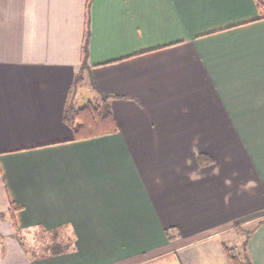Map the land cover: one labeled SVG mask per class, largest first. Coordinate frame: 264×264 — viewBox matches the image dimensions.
<instances>
[{"label":"crops","instance_id":"crops-1","mask_svg":"<svg viewBox=\"0 0 264 264\" xmlns=\"http://www.w3.org/2000/svg\"><path fill=\"white\" fill-rule=\"evenodd\" d=\"M102 96L118 131L74 139ZM0 223V264H264L256 0H0ZM39 226L74 249L6 240Z\"/></svg>","mask_w":264,"mask_h":264},{"label":"trees","instance_id":"trees-1","mask_svg":"<svg viewBox=\"0 0 264 264\" xmlns=\"http://www.w3.org/2000/svg\"><path fill=\"white\" fill-rule=\"evenodd\" d=\"M256 6L259 13L264 15V2L262 0H256ZM82 53L83 58L88 53L87 31H85ZM83 68L84 62L81 63L79 75L74 78L75 82L81 80ZM64 118L73 128L74 139H87L118 131V125L110 112L108 98L106 96H102L92 102H87L83 107L77 110L67 111ZM202 156L204 157L205 155H201L200 157ZM19 208L20 206H10L9 214L12 215ZM36 230L39 232L44 242L41 241L40 244L34 247L39 250L38 252L34 251V253L31 254L32 257L61 255L74 249L75 239L72 234L65 231V226H59L51 230H45L42 226H39ZM166 235L168 238L171 237L167 232ZM247 235L246 237H249V234ZM244 245H246V243H244ZM224 249L233 264H251L248 258L241 261L232 247L224 244Z\"/></svg>","mask_w":264,"mask_h":264},{"label":"rangeland","instance_id":"rangeland-1","mask_svg":"<svg viewBox=\"0 0 264 264\" xmlns=\"http://www.w3.org/2000/svg\"><path fill=\"white\" fill-rule=\"evenodd\" d=\"M86 94H85V99H86ZM0 225H2L0 223ZM8 226H12V222L7 218L5 220V224L4 226H1L4 228L5 232H7ZM19 236V237H18ZM8 238H6L7 242H10L11 240H16L18 241L22 246L23 252L25 254H27L29 257H31V254L34 253V251L38 252L39 249L34 248L35 246H37L38 244H40L41 241H43V239H41V235L39 234V232L37 230H33V231H27V230H22L19 234L17 235H8ZM1 240H3V238H1ZM44 242V241H43ZM24 244V247H23ZM231 246L233 247V251L236 253V255L238 256V258L241 261H244V257L242 255V250L241 247L239 246V248L237 246H234V244ZM6 253V250L4 251V254ZM3 252L1 249V258H2ZM16 260L18 261V264H25L23 259L21 258H16ZM157 263L161 264V262Z\"/></svg>","mask_w":264,"mask_h":264}]
</instances>
